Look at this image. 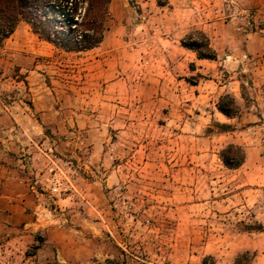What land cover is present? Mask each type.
<instances>
[{"label":"rangeland","instance_id":"rangeland-1","mask_svg":"<svg viewBox=\"0 0 264 264\" xmlns=\"http://www.w3.org/2000/svg\"><path fill=\"white\" fill-rule=\"evenodd\" d=\"M147 9L138 0H110L97 46L73 51L52 45L47 52L38 46L32 52L41 88L50 87L59 107L66 91L73 93L76 107L94 113L92 137L112 144V156L101 166L70 158L82 175L114 173L102 184L107 233L114 239L106 250L117 254L107 264H200L206 255L213 264H231L245 249L252 253L250 264H264V81L248 66L235 70L244 98L228 122L233 128L221 130L217 116L207 114L216 92L198 99L191 90L166 92L164 52L146 44L154 41L146 32ZM187 34L200 39L196 30ZM3 44L4 39L0 82H13L16 75L22 86L18 63L7 64L24 51L7 54ZM115 66L121 69L117 75ZM226 73L221 70L218 78ZM115 78L120 82L110 84ZM17 88L2 85L0 92L21 96L25 89ZM116 107V116L106 113ZM106 120L111 122L105 126ZM78 132L88 146L87 134ZM231 140L244 149L243 161L233 168L218 157Z\"/></svg>","mask_w":264,"mask_h":264},{"label":"crops","instance_id":"crops-1","mask_svg":"<svg viewBox=\"0 0 264 264\" xmlns=\"http://www.w3.org/2000/svg\"><path fill=\"white\" fill-rule=\"evenodd\" d=\"M138 2L148 6L143 17L147 35L154 41L146 44L164 52L166 72L174 75L169 80L166 74V92L181 95L191 90L196 99L209 98L214 92L227 93L240 106V79L233 75L235 70L248 66L256 79L264 81V0ZM246 18L251 21L249 27L243 26ZM190 30H199L207 37L214 58L197 57L193 49L181 44ZM24 36L30 41L22 42ZM4 41V53L23 49L24 54L17 53L20 60L8 61L7 67L18 63L26 81L21 86L14 75L13 82H0V87L10 86V90L25 89L16 97L0 92V264H107L117 254L106 250L114 239L107 233L102 184L106 185L114 173L102 169L85 176L64 167L61 176H70V186L54 193L49 190L46 163L53 151L60 159L101 166L112 156V144L92 137L94 113L76 107L73 93L66 91V102L59 107L50 87L41 88L40 78L36 80L40 64L34 62L32 52L38 46L47 52L51 43L38 38L23 20ZM221 70L227 73L219 79ZM115 71L117 75L121 69L115 66ZM188 75L195 77L189 81ZM119 78L109 83L118 84ZM214 101L207 114L230 122L234 116L220 112ZM119 109L106 113L116 116ZM80 130L88 136L86 151L79 149L73 137V132ZM36 243L34 251L28 252Z\"/></svg>","mask_w":264,"mask_h":264},{"label":"trees","instance_id":"trees-1","mask_svg":"<svg viewBox=\"0 0 264 264\" xmlns=\"http://www.w3.org/2000/svg\"><path fill=\"white\" fill-rule=\"evenodd\" d=\"M109 1L0 0V41L12 32L19 20H23L32 33L55 47L73 51L90 49L102 39L109 17ZM196 31L200 39L186 34L181 44L193 49L197 57L214 58V50L208 45L207 37ZM239 87L244 98L242 82ZM215 107L229 117L236 116L239 109L233 96L227 93L218 96ZM217 125L221 130L233 128L226 122H217ZM218 157L223 165L233 168L243 161L244 149L237 143L227 142L218 150ZM37 244L32 245L28 252H33ZM251 258L252 253L245 249L234 256L231 264H250ZM200 264H213L212 256H204Z\"/></svg>","mask_w":264,"mask_h":264},{"label":"built area","instance_id":"built-area-1","mask_svg":"<svg viewBox=\"0 0 264 264\" xmlns=\"http://www.w3.org/2000/svg\"><path fill=\"white\" fill-rule=\"evenodd\" d=\"M243 26L249 27L251 26V21L249 19L243 20ZM73 137L78 146L84 151L87 150V146L83 141V138L79 132H73ZM70 158L60 159L58 158L53 151H50L48 160L46 163V168L48 170V182H49V190L54 193H61L66 191L69 188V183L71 181L70 176L68 178H64L61 176L64 166L68 168L70 172L74 169L71 167ZM68 171V172H69ZM69 172V173H70ZM68 175V174H67Z\"/></svg>","mask_w":264,"mask_h":264}]
</instances>
